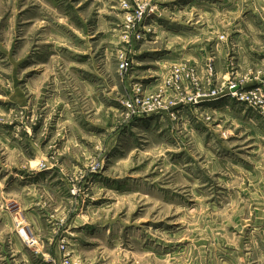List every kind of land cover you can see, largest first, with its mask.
Listing matches in <instances>:
<instances>
[{
  "label": "rangeland",
  "instance_id": "374dc122",
  "mask_svg": "<svg viewBox=\"0 0 264 264\" xmlns=\"http://www.w3.org/2000/svg\"><path fill=\"white\" fill-rule=\"evenodd\" d=\"M232 87L264 100V0H0V264H264Z\"/></svg>",
  "mask_w": 264,
  "mask_h": 264
},
{
  "label": "built area",
  "instance_id": "2783aa9c",
  "mask_svg": "<svg viewBox=\"0 0 264 264\" xmlns=\"http://www.w3.org/2000/svg\"><path fill=\"white\" fill-rule=\"evenodd\" d=\"M132 19V18H130ZM128 19V20H130ZM134 20V19H132ZM138 20V19H136ZM128 68V63H122L121 65V69H127ZM185 76V72L183 70H181V74L180 77H184ZM230 94L233 97H237L241 102H244L248 105L249 108L255 109V110H260L262 111V113H264V100L262 99V97H258L256 95V93H249L248 96L250 97H246L247 95H242L239 94L237 92L234 91V87H232L230 89Z\"/></svg>",
  "mask_w": 264,
  "mask_h": 264
},
{
  "label": "crops",
  "instance_id": "0c3cea01",
  "mask_svg": "<svg viewBox=\"0 0 264 264\" xmlns=\"http://www.w3.org/2000/svg\"><path fill=\"white\" fill-rule=\"evenodd\" d=\"M253 50L254 49L248 48V47L246 48V50H242V48H240V51L238 52V55H241L242 54V57H245L244 58L245 61H248V60L255 61V58H257L259 60L260 57L262 56V53H260V52H258L256 50H254V51ZM239 65H241V63H239ZM225 108L226 109H230V106L228 105V103H226ZM262 134L264 135V133H262ZM257 200H260V201L257 204V205H259V208L256 209V211H257L256 214L259 215V216L260 215L264 216V209H263L264 208V184L263 183H262L261 195H260L259 199H257Z\"/></svg>",
  "mask_w": 264,
  "mask_h": 264
}]
</instances>
